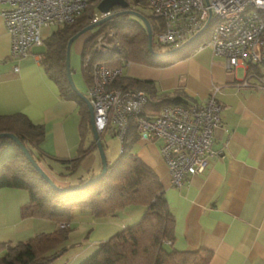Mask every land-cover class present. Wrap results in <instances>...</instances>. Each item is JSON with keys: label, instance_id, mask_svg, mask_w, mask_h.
<instances>
[{"label": "crops", "instance_id": "obj_1", "mask_svg": "<svg viewBox=\"0 0 264 264\" xmlns=\"http://www.w3.org/2000/svg\"><path fill=\"white\" fill-rule=\"evenodd\" d=\"M8 6L6 0H0V115L22 113L42 124L45 134L40 150L54 158L72 157L81 142L79 105L62 98L45 73L40 63L43 45L32 47L25 56H10V35L1 17V10ZM47 32L43 27V35ZM132 64L129 73L133 78L152 81L157 95H180L190 102H202L213 85L219 86L220 125L213 129L212 149L220 153L208 158L202 173L173 186L159 139L138 138L132 147L163 186L175 217L174 247L210 249L208 264H264V88L260 80L264 65L245 63L228 69L224 58L209 46L195 48L186 57L162 66L136 62L125 66ZM122 75L129 76L121 68ZM90 141L91 136L85 137L83 145ZM109 155L112 158V153ZM42 162L60 170L59 163L49 157ZM79 169L84 176L100 171L97 149L85 155ZM59 183L69 184L68 180ZM27 201L24 189L0 188V242L25 241L57 228L52 220L21 216ZM143 212L142 206H128L114 215L94 218L85 210H73L68 237L80 227L89 233V243L69 254L67 249L49 264H82L100 241L138 221Z\"/></svg>", "mask_w": 264, "mask_h": 264}, {"label": "trees", "instance_id": "obj_2", "mask_svg": "<svg viewBox=\"0 0 264 264\" xmlns=\"http://www.w3.org/2000/svg\"><path fill=\"white\" fill-rule=\"evenodd\" d=\"M127 1L128 8L148 19L154 33L156 19L149 12L144 13V10H148L146 4L139 0ZM97 2L91 1L73 22L59 25L43 38L41 49L40 63L47 76L57 85L59 95L75 100L79 105L81 142L76 154L69 158L46 155L39 147L45 134L42 124L32 122L22 113L0 115V132L13 133L54 183V186L50 185L40 175L15 141L0 137V188L27 191L28 201L21 210V216L49 219L57 224L52 232L37 233L25 241L0 242V264H48L67 250L65 242L70 228L64 223L68 224L73 210H85L96 218L114 215L128 206L144 208L140 219L100 241L95 252L82 264H208L212 250H180L174 247L175 217L168 207L156 173L132 151L138 139L134 128L129 130L118 157L108 162L103 176L78 190H63L82 185L99 173L92 172L86 176L79 173L81 160L90 150L97 148L92 138L87 106L72 90L65 73L66 43L75 33L93 23L94 15L100 19ZM119 10L117 6L112 8L113 13ZM108 29L113 33L107 38V43L96 45V37ZM89 32L91 34L85 38L80 53L87 85L94 63L119 68L128 62L162 66L186 57L197 43L189 42L171 54L158 57L148 49L147 33L141 20L125 13L114 15ZM152 49L155 52L153 44ZM151 85L152 81L149 80L120 75L112 86L144 91L150 100L147 110L155 113L164 105L190 102L180 95H157ZM90 136V144L83 145L84 138ZM46 157L58 162L60 170L49 174L41 165ZM66 180L68 185L59 183Z\"/></svg>", "mask_w": 264, "mask_h": 264}, {"label": "built area", "instance_id": "obj_3", "mask_svg": "<svg viewBox=\"0 0 264 264\" xmlns=\"http://www.w3.org/2000/svg\"><path fill=\"white\" fill-rule=\"evenodd\" d=\"M91 1L6 0L9 6L1 10V17L10 35V56H25L32 47L42 46L44 25L73 22ZM139 1L156 19L152 38L159 45L170 49L185 42H197L196 48L209 46L224 58L228 69L245 63L264 65V0ZM204 33L207 36L202 38ZM90 74L86 97L98 134L116 135L120 151L131 127L141 140L159 139L171 185L179 186L189 176L202 173L208 158L220 153L212 149L213 129L220 125L218 85L202 102L168 104L155 113L147 110L150 100L142 90L112 86L121 68L94 63ZM260 80L264 88V76Z\"/></svg>", "mask_w": 264, "mask_h": 264}, {"label": "water", "instance_id": "obj_4", "mask_svg": "<svg viewBox=\"0 0 264 264\" xmlns=\"http://www.w3.org/2000/svg\"><path fill=\"white\" fill-rule=\"evenodd\" d=\"M115 6L119 7L120 10L118 12L113 13L112 8ZM128 7H129V2L127 0H99L96 4V9L98 10V12L100 14H102L100 19H97V20L93 21V23L82 28L80 31H78L73 36H71L66 43V50H65L66 78H67L72 90L74 92H76L83 99L85 105L87 106L88 113H89V123H90L91 133H92L93 139L95 141L97 152H98V155L100 158L101 169H100L99 173L94 178H92L91 180L87 181L86 183H84L82 185L76 186V187L63 188V190H65V191H67V190H78V189L82 188L84 185L90 183L91 181L97 180L98 178H100L101 176H103L106 173L107 167H108V161H107L106 156H105V152H104L103 145H102V142L100 139V135L98 134V132L95 128L94 122H93L92 106H91L90 102L88 101L87 97L85 95H83L81 92H79V90H77V88L75 87V85L73 83L72 77H71L70 65H69V51H70V46H71L72 42L77 37L84 34L85 32H87V31L95 28L96 26L102 24L103 22L111 19L114 15L119 14V13H125V14H132L141 20V22L143 23V25L145 27L146 33H147L148 49H149V51L153 52L156 56L162 57V56L171 54L180 48V46H179V47L169 49L167 52H161V53L154 52L152 49V30H151V26L149 24L148 19L145 16H143L142 14H140L137 11L130 9ZM187 43L188 42H185L183 45H186ZM183 45H181V46H183ZM0 137H8V138H11L13 141H15L17 143V145L21 148V150L25 154V156L28 158L30 163L33 165V167L40 173V175L50 185L54 186V183L51 180V178L34 161V159L32 158V156L29 153V151L27 150V148L19 141V139L13 133L0 132Z\"/></svg>", "mask_w": 264, "mask_h": 264}, {"label": "rangeland", "instance_id": "obj_5", "mask_svg": "<svg viewBox=\"0 0 264 264\" xmlns=\"http://www.w3.org/2000/svg\"><path fill=\"white\" fill-rule=\"evenodd\" d=\"M97 4V3H96ZM148 10H144L145 14H148ZM94 17H96L94 15ZM94 20L92 19V22ZM46 27L47 29V34L43 35L42 33V28ZM41 28V37L45 38L47 37L52 31L56 30L59 25L58 24H48V25H44ZM113 33V30L108 29L107 32L102 33L100 35H98L96 37V41L97 44L103 43L107 41V38L109 36H111ZM91 33L89 31L85 32L84 34L80 35L79 37H77L71 44L70 46V51H69V65H70V72H71V77L73 80V83L75 85V87L77 88V90H79V92H81L83 95L86 94L87 91V83L85 81L84 78V74L82 72V64H81V56H80V52L84 43V40L87 36H89ZM205 36H207V33H204L202 38H204ZM107 43V42H106ZM152 44H153V48L155 49V52H164V50H168L167 46H163V45H159L156 41V37L153 35L152 38ZM37 49H41V48H37ZM134 63V62H133ZM135 64H132L130 66H123L122 67V72L125 75H129L132 76L130 72L131 66H134ZM102 137V143H103V149L105 152V156L107 161H111L113 162L114 159H116L118 157V154L120 152V140L116 135H112L108 132H105L104 134L101 135ZM110 153H112V158L110 157ZM113 160V161H112ZM110 162V163H111ZM42 167L49 173V174H53V172H55V169H51L49 166H46L44 162L41 163ZM137 220V219H136ZM127 224H130L129 222ZM65 226H68V224L64 223ZM89 233L87 231L83 232V229H81L80 227H77L72 233L71 235L68 237V240H66L65 245L67 247V252L68 254L70 253V251L74 248L81 247V245H85L88 244L87 243V235ZM66 252V253H67ZM94 252V251H93ZM65 253V254H66ZM64 254V255H65ZM90 255V254H89ZM88 255V256H89ZM87 256L84 258L86 259ZM65 258H62V260ZM49 264V263H48Z\"/></svg>", "mask_w": 264, "mask_h": 264}]
</instances>
